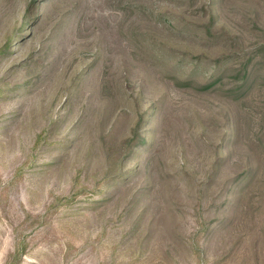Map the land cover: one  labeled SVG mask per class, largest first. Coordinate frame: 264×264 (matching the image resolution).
Wrapping results in <instances>:
<instances>
[{
    "label": "rangeland",
    "instance_id": "obj_1",
    "mask_svg": "<svg viewBox=\"0 0 264 264\" xmlns=\"http://www.w3.org/2000/svg\"><path fill=\"white\" fill-rule=\"evenodd\" d=\"M0 52V264H264V0H0Z\"/></svg>",
    "mask_w": 264,
    "mask_h": 264
},
{
    "label": "trees",
    "instance_id": "obj_2",
    "mask_svg": "<svg viewBox=\"0 0 264 264\" xmlns=\"http://www.w3.org/2000/svg\"><path fill=\"white\" fill-rule=\"evenodd\" d=\"M31 25V23L29 24ZM2 53V52H0ZM254 57L253 55H248L247 57V61L241 66L239 73H240V79L237 81V83L235 84V86L233 87V89H231L233 92L235 93H245V92H249L256 84V80L254 78V76H256V70H255V65H254ZM263 65H264V61ZM229 66H231V62L229 63ZM222 67H218V69L215 71L214 75L210 76L207 80L206 83H203L204 86L203 90L204 91H212V90H217L218 88L221 87V84L223 83L224 80V75L230 71V70H225ZM232 71V70H231ZM196 73H194L195 75ZM194 77V76H193ZM193 77L189 78L188 80H185V82L187 84L193 83L192 80ZM142 146H144V143H139ZM236 145V140H235V135L231 132L227 137L226 140L224 142V147L230 152L232 147H234ZM218 166H214L211 169V173L209 174L210 177H214L217 172L215 173V169H217ZM253 170L251 169H245L244 170V175L246 177V179L248 180V177H252L253 176ZM250 179V178H249Z\"/></svg>",
    "mask_w": 264,
    "mask_h": 264
}]
</instances>
